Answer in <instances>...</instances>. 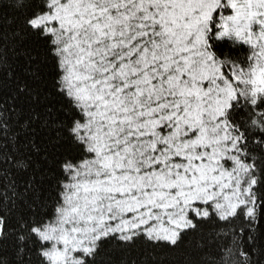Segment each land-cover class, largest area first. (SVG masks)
<instances>
[{"label": "snow or ice", "instance_id": "obj_1", "mask_svg": "<svg viewBox=\"0 0 264 264\" xmlns=\"http://www.w3.org/2000/svg\"><path fill=\"white\" fill-rule=\"evenodd\" d=\"M0 264H264V0H0Z\"/></svg>", "mask_w": 264, "mask_h": 264}]
</instances>
